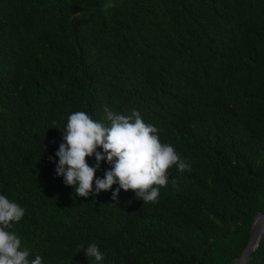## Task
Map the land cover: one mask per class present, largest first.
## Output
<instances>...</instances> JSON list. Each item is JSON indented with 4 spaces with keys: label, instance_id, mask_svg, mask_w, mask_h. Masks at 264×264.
<instances>
[{
    "label": "trees",
    "instance_id": "trees-1",
    "mask_svg": "<svg viewBox=\"0 0 264 264\" xmlns=\"http://www.w3.org/2000/svg\"><path fill=\"white\" fill-rule=\"evenodd\" d=\"M106 2L0 0V195L25 209L11 231L42 264H95L92 243L102 264H234L264 213V0ZM105 106L191 164L157 204L57 176L68 116L107 124Z\"/></svg>",
    "mask_w": 264,
    "mask_h": 264
},
{
    "label": "clouds",
    "instance_id": "clouds-1",
    "mask_svg": "<svg viewBox=\"0 0 264 264\" xmlns=\"http://www.w3.org/2000/svg\"><path fill=\"white\" fill-rule=\"evenodd\" d=\"M101 7L107 11L115 4L108 0ZM104 114L107 124L94 120L84 111L68 116L66 127L60 129L63 142L55 153L59 158L55 169L57 176L63 177L65 185L73 187L80 197L99 196L118 184L112 193L113 201L118 203L123 189L135 192L144 205L157 204L160 189L169 182L170 170L190 172L191 164L171 144L162 143L158 129L145 123L137 110L125 116L105 106ZM99 149H103V154ZM91 157H95V166L88 163ZM49 159L56 163L52 157ZM105 160L111 168L103 178H97L96 172ZM24 216L22 206L0 195V264H42L43 258L38 254L29 259L32 253L22 247L21 238L11 231ZM84 252L90 260L94 258L95 264H102L104 255L97 244H89Z\"/></svg>",
    "mask_w": 264,
    "mask_h": 264
},
{
    "label": "water",
    "instance_id": "water-1",
    "mask_svg": "<svg viewBox=\"0 0 264 264\" xmlns=\"http://www.w3.org/2000/svg\"><path fill=\"white\" fill-rule=\"evenodd\" d=\"M263 238H264V213H258L252 224L249 243L247 247L244 249L242 255L239 258H237L234 264H248L252 254L257 250Z\"/></svg>",
    "mask_w": 264,
    "mask_h": 264
}]
</instances>
